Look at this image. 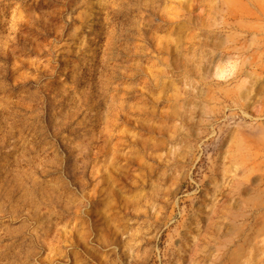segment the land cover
<instances>
[{
	"label": "rangeland",
	"instance_id": "1",
	"mask_svg": "<svg viewBox=\"0 0 264 264\" xmlns=\"http://www.w3.org/2000/svg\"><path fill=\"white\" fill-rule=\"evenodd\" d=\"M0 264H264V0H0Z\"/></svg>",
	"mask_w": 264,
	"mask_h": 264
}]
</instances>
